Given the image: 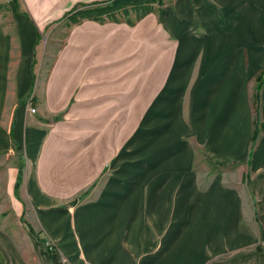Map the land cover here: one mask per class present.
I'll return each instance as SVG.
<instances>
[{
  "label": "crops",
  "instance_id": "0c3cea01",
  "mask_svg": "<svg viewBox=\"0 0 264 264\" xmlns=\"http://www.w3.org/2000/svg\"><path fill=\"white\" fill-rule=\"evenodd\" d=\"M10 1L19 45L0 22V151L19 161L0 264H264V0H165L132 24L86 20L65 41L58 26L44 45L41 29L97 0ZM73 94L101 109L53 122ZM260 97L264 122V84Z\"/></svg>",
  "mask_w": 264,
  "mask_h": 264
},
{
  "label": "rangeland",
  "instance_id": "374dc122",
  "mask_svg": "<svg viewBox=\"0 0 264 264\" xmlns=\"http://www.w3.org/2000/svg\"><path fill=\"white\" fill-rule=\"evenodd\" d=\"M19 1V0H14ZM11 1L10 0H0V22L2 24V27L4 31H7L12 37L15 34L14 32V26L12 22L11 17ZM165 5V0H137L132 3H127L125 5L117 6L113 4L112 0H97V1H91V2H80L72 7H70L68 10H66L63 15H61L59 18L55 19L54 21L50 22L47 26H45L43 29H41V34L39 35L38 39V45H44V42L48 40V38H45L48 31L52 32L54 29H56L58 26H60V30L66 32L64 35V41L68 37V31L71 28H73L76 25L82 24L86 20H95L98 22L111 20V21H127L129 24H132L133 20H140L142 16L147 14L149 11L158 12L161 10ZM105 10V12H102V10ZM28 14V13H27ZM28 16H30L28 14ZM63 38V35L61 36ZM60 38V39H62ZM59 39V41H60ZM11 44L14 48L18 47L17 37L11 38ZM58 41V44H59ZM47 44V43H46ZM56 44V47L59 46ZM48 45H50V41L48 42ZM54 45V44H51ZM59 47L57 49V54L54 53L52 49H49V55L48 58H52L55 55H59ZM246 58L248 62L249 55L246 53ZM39 59V58H38ZM36 58V61H38ZM37 63V62H36ZM49 61H47V66L49 65ZM264 70V69H263ZM38 63L35 64V75H38ZM262 70H260L254 77V108H255V121H258V127L260 129L261 126H263L264 122H261L259 118V108H260V99L258 100V107L256 110L255 105V94H256V86H257V80L256 77L261 73ZM264 71L262 72V74ZM36 77V76H35ZM139 88V87H138ZM142 92L138 97V102H136L139 105L143 106L145 103L149 100V91L150 87L147 84L146 86L140 87ZM258 88V87H257ZM76 94V93H75ZM73 94L71 97V100L67 102V107L60 112L59 116L54 117L52 120L53 122H60V121H66L70 123L69 121H73V125H81L84 124L87 120V116L84 114L85 110H100L101 109V99L102 97H75L76 95ZM87 99V101H86ZM26 103L29 106L31 112L32 109H36L34 104H37V96H35L34 92H31L29 96L26 99ZM78 111V113L82 114V116L78 117H72L73 119H70L71 116H69V112L71 109H75ZM36 111V110H35ZM34 111V112H35ZM85 115V117H84ZM93 115V114H92ZM94 119L95 116H93ZM91 118V117H90ZM134 118L126 117V124L127 126H133ZM77 121H79L77 123ZM260 133V132H259ZM259 136V134H258ZM258 138V137H257ZM256 138V139H257ZM16 147H12L5 151H0V224H6L12 221L13 214L11 211L14 209L13 206L15 205V202H17V198H12L11 193L8 190V183H7V172L8 170L12 169L13 164H18V158L16 156ZM16 156V157H15ZM15 157V158H14ZM17 218V217H16ZM10 219V220H9ZM23 220V219H21ZM32 228V227H30ZM45 245L49 251H56L58 249L57 243L51 239L50 237H46L44 239Z\"/></svg>",
  "mask_w": 264,
  "mask_h": 264
},
{
  "label": "trees",
  "instance_id": "16d2710c",
  "mask_svg": "<svg viewBox=\"0 0 264 264\" xmlns=\"http://www.w3.org/2000/svg\"><path fill=\"white\" fill-rule=\"evenodd\" d=\"M102 12H105V10L103 9ZM263 84H264V73L261 74L260 77H259L258 89H257V92L255 94L256 110H257V107H258V100H259V97H260V89L263 86ZM263 127H264V124H263ZM259 132H260V129L258 127V121H255V130H254V136H253L254 140H256V138L258 137Z\"/></svg>",
  "mask_w": 264,
  "mask_h": 264
},
{
  "label": "built area",
  "instance_id": "2783aa9c",
  "mask_svg": "<svg viewBox=\"0 0 264 264\" xmlns=\"http://www.w3.org/2000/svg\"><path fill=\"white\" fill-rule=\"evenodd\" d=\"M35 110H36V109H34V108L32 109L33 112H34ZM87 264H91V263H87Z\"/></svg>",
  "mask_w": 264,
  "mask_h": 264
}]
</instances>
